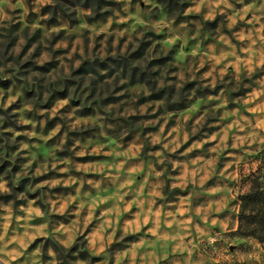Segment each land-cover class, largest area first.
I'll return each instance as SVG.
<instances>
[{"label": "rangeland", "instance_id": "rangeland-1", "mask_svg": "<svg viewBox=\"0 0 264 264\" xmlns=\"http://www.w3.org/2000/svg\"><path fill=\"white\" fill-rule=\"evenodd\" d=\"M246 5L251 10L245 20H240ZM230 17L236 24L230 22ZM253 17L259 20L253 19L249 24L248 19ZM260 37H264V0H243L242 3L224 0L218 7L217 0H0V183L4 184L0 190V235H4L0 248L14 236L16 240L9 248L23 253L20 259L9 264H59L56 248H69L76 243L78 250L86 246L88 252L77 264H140L139 260L131 259L130 252L125 259L124 252L136 242L129 239L135 224L125 232L124 221L116 224L112 216L116 234L110 242L105 231L108 225L101 226L94 216L90 222L95 225L91 228L94 235L88 239L95 243L90 244L81 236L87 206L107 199L113 208L117 204L122 208L119 198L123 193L117 186L120 185L117 171L125 185L139 186L137 173L149 169L156 159L154 154L145 156L143 149L138 151L140 145L147 148L157 135L153 132L146 136L145 128L159 126L154 118L140 116L142 111L151 114L155 110L161 123L175 120L182 130L185 117L191 116L202 104L207 105L199 124L190 126V132L199 134L202 128L214 127V120L223 126L233 116V105L238 104L242 110L248 97H234V93L247 88L251 95L261 84L254 79L256 73L264 71L258 66L264 57V39ZM243 47H248L249 52H241ZM193 52L198 55H192ZM225 54L231 58L236 54L251 56L247 76L225 68L233 77L226 83L219 75L223 62L216 65L209 59ZM240 69L244 71L245 66L241 65ZM77 70L79 75H75ZM208 73L211 75L204 80ZM246 79H250L248 84ZM213 85L217 87L209 96L207 93ZM82 86L93 94H85ZM121 86L124 96L117 92ZM145 93L161 94V97H146ZM10 99L12 103L8 105ZM65 99L67 104H63ZM141 99L147 103H137ZM255 111L257 118L253 122L264 126L262 108L256 107ZM224 131H228L238 146L241 144L232 136V130L224 127L216 133L218 139ZM17 132L21 135L17 136ZM25 144L27 148L23 147ZM225 146L222 144L221 148ZM92 148L103 158L92 153ZM207 149L205 145V156L209 155ZM81 150L91 154L77 157L76 153ZM105 151L110 154L104 156ZM249 152L244 153L240 148L239 152L233 150L228 159L221 160V164L231 165L229 171L234 168L233 175L237 176L232 189L224 187L223 199H197L205 188L192 189L188 201L192 204L190 211L195 216L199 205V218L207 217L209 221L202 224L203 228L213 229L212 214L216 213L215 230L210 234L219 232L224 239L218 237L214 251L204 252L201 261L196 255L188 258L186 252L180 254L186 241H176L180 247L177 255L172 256L167 244L146 240L143 247L151 245L154 249L151 264L157 261L164 264L165 256L168 264L176 261L208 264L210 260L215 264H264V145L253 144ZM64 160L71 161L73 172L79 162L86 163L87 170L97 174L93 184L99 182V188L87 184L83 172L76 174L84 183L76 193L81 206L79 215L74 205L63 213L57 211L61 202L71 201L67 193L75 192L74 187H52L56 177H69L68 173L59 171V167L65 166L59 162ZM27 161L38 162L45 175L36 173V164L26 167ZM45 161L58 163V168L53 171L49 165L45 169ZM164 167V176H167L168 162ZM50 171L48 184L36 188L37 182L48 178ZM177 171L182 172L183 168ZM149 174L156 179L154 172ZM164 176L158 179L163 180ZM151 188L160 191L156 183H151ZM235 193L248 194L237 197L243 200L242 206L232 199ZM33 199L35 204L31 203ZM53 201H56L55 207ZM41 204L43 219L37 215ZM180 206L181 201L177 200L171 209L175 211ZM45 223L47 227H42ZM237 225L239 231L234 232ZM57 228L60 230L55 231ZM156 230L163 240L166 233L159 227ZM31 235H36L35 243L29 241ZM65 240L67 244L61 243ZM229 243L237 248H228ZM23 244L30 245L27 251ZM101 247L103 252L99 251ZM257 253L259 261L247 258ZM4 260L9 257L5 255Z\"/></svg>", "mask_w": 264, "mask_h": 264}, {"label": "clouds", "instance_id": "clouds-1", "mask_svg": "<svg viewBox=\"0 0 264 264\" xmlns=\"http://www.w3.org/2000/svg\"><path fill=\"white\" fill-rule=\"evenodd\" d=\"M203 2V0H201ZM224 0H217V7L220 3H223ZM242 3L243 0H240ZM12 7L11 5H9ZM226 7H232L231 5H226ZM199 11V6L196 9ZM251 10L250 5H246L243 9V14L239 16L240 20H245L248 12ZM192 9H188V12H191ZM187 14V13H186ZM259 20V17H253L248 19V23L251 24L252 20ZM230 22L236 24V20L230 17ZM223 39V37H221ZM243 40L244 37H241ZM259 39H264L260 37ZM225 43H230V41H225ZM243 53H248L249 48L243 47L240 49ZM192 55H198V53L193 52ZM70 58V57H69ZM209 59L215 61L216 65H221L223 62V67L219 70V75L225 80L226 83H230L233 78L228 71L224 69H230L238 74L247 76V65L252 62L251 56L245 58L240 54H236L234 58L228 57L226 54L222 56H211ZM244 65L245 70L241 71L240 66ZM258 66L264 68V57H261L259 60ZM79 70L76 71L75 75H79ZM211 73L204 75V80L208 79V76ZM256 80H260L261 84L258 89H253L251 95H249V89L245 88L236 93L235 96L244 95L247 96L243 103L245 107L241 110L238 104L233 105L231 111H233V116L228 117L223 126L219 125L217 121H212V128H202L200 133L190 132V126L194 127L199 124L201 118L203 117V109L207 105H201L191 116L185 117L184 119V128L181 130L178 128L175 120H165L163 123L160 122V117L157 116L156 111L149 114L145 111H142L139 115L143 116L145 119L154 118L156 123L159 125L156 128H145L144 134L146 136L151 135L153 132L157 133L155 138L150 142V145L147 148H144L143 145H140L138 151L143 149V154L147 156L148 154H154L155 160L151 162L150 168L147 170H141L137 173V180L140 181L139 186H134L131 183L125 185L124 180L121 179L119 171H117L116 179L120 180L122 195L119 200L123 204L121 208L120 204H117L115 208L112 207L111 203L107 199H103L99 204L88 205V212L85 217L84 231L81 233V236L85 240H88L90 244L95 243L94 240H89V236H93L94 233L91 231V228H95L94 224H90L95 216L96 219L100 221L101 226L104 224L108 225V229L105 231L108 232V238L111 242L113 237H115L116 229L112 228L113 219L115 217L116 224H119L121 220L124 221V231L128 232L129 228L135 224V228L132 229L129 239L135 240L136 242L132 244L130 249H124L125 259L128 258V253H131V259L133 261L139 260L140 264H151L154 249L151 245L148 248H144L145 241H151L152 244L157 243L158 241L162 244H167L171 250L172 256L177 255V249L180 247L176 241H186L184 247L180 249V254L187 253V257L191 258L194 255L201 261L204 260V252L214 251L215 246L218 243V237L222 240L224 237L220 236L219 232H216L215 235L210 234L215 230L217 217L216 213L212 214L211 224L213 229L206 230L202 227V224H207L208 218L204 217L203 220L199 218L200 208L199 205H196V214H192L190 209L192 204L188 203L189 199L192 196V189L205 188V191L201 193L197 199H206L211 201L213 198L216 200L223 199V189L227 186L229 189H232V182L237 179L236 175H233L235 169L233 168L232 172L229 171L231 165L221 164V160H226L232 156L233 150L236 152L240 151V148L244 149V153L251 154L249 149L252 148L253 144L264 145V126L256 124L253 121L257 118V113L255 111L256 107H261L262 112H264V71L256 73ZM250 79H246L245 83L248 84ZM192 88H195V83H192ZM84 87V86H82ZM216 85H213L212 91L207 94L211 96L215 92ZM220 90L223 91V85L219 86ZM204 88H208V84H204ZM85 94L91 95L87 88L84 87ZM119 96H124L123 87L117 89ZM218 94V93H217ZM159 94L145 93V96H151L152 98H157ZM126 99V97H125ZM195 102V99L193 100ZM12 103L10 99L8 105ZM68 101L65 99L63 104H67ZM137 103H147L146 99H141ZM7 106V105H6ZM63 106V105H60ZM186 107H191V105H186ZM213 107H215L213 105ZM223 113L221 112V115ZM132 115H136L135 112ZM139 118V117H137ZM262 123H264V115L261 116ZM221 127L225 129L232 130V136L236 140H240L241 144L238 146L235 142L232 141V138L229 136L228 131H224L218 139L216 133L220 131ZM59 131V129H57ZM17 136L21 133L17 132ZM35 135V133H32ZM226 145L221 148V145ZM205 145H208L207 151L209 152L208 156L204 155ZM24 148H27L28 145H23ZM217 149H220L219 153ZM92 153H95L97 157L103 158L97 153L95 148H92ZM241 153V154H244ZM85 150H81L76 153L77 157H84L88 155ZM110 153L105 151L104 156L109 155ZM168 162V171L167 176H164L165 173V163ZM60 164L65 166L59 167L61 173H68V179H64L62 176L56 177L52 180V187H59L61 189H71L75 188V192L67 193L70 195L71 201L61 202L58 212L63 213L66 208L70 205L75 206L76 214L79 215L81 206L77 203L76 193L79 192L83 187L84 183L82 177L76 175L77 173H82L83 176L87 177V184L92 185L94 188H99V182L93 184V179L96 178V172H89L87 170V164L81 165L79 162L75 171L73 172L70 164V160L60 161ZM32 164H36V173L39 176H44L45 173L40 171V165L36 161H27L25 166L28 167ZM56 170L58 168V163L52 161H45L43 167L45 169ZM183 168V171H177L178 168ZM108 174L111 175L112 170H107ZM150 172L155 173V178L153 179L150 176ZM164 176L163 180L158 178ZM49 179H51V171L48 173V178L39 180L36 184V188L45 187ZM149 181L148 184H145L144 181ZM217 181L220 183L217 184ZM6 183V182H5ZM151 183H156L160 188V191H153L151 188ZM4 188V184L0 183V190ZM210 189V190H209ZM247 193H235L232 195V199L235 201L236 205H243V200L238 199L237 197H245ZM155 197L156 199H153ZM177 200L181 201V206L176 208L175 211H172L171 205ZM31 203L35 204L36 200L33 199ZM56 201H53V207H55ZM147 204V207L145 205ZM101 205H106L102 207ZM155 208V211L153 209ZM166 213V215H165ZM37 215L43 219L44 207L43 204L38 206ZM164 216L162 220L161 217ZM154 218V219H153ZM153 224L154 226H149ZM42 227H47L45 223ZM161 228L165 233L163 240L157 234V228ZM60 228H63V223H61ZM60 228L55 229L59 231ZM110 230V231H109ZM65 231H68L65 229ZM97 231H99L97 229ZM239 231V226L234 229V232ZM41 235L45 233L41 232ZM6 235V234H5ZM207 237V239H205ZM79 238V237H78ZM16 238L13 236L11 239L7 240L3 244V248H0V260H4V256L7 255L9 260H4V264H9V261H15L20 259L23 255L22 252H16L14 249L9 248V245L14 243ZM37 240L36 235L29 236V241L35 243ZM0 241H4V235H0ZM61 243L67 244V241H61ZM29 244H23L22 247L24 251H27ZM228 248L236 249L237 246L229 243ZM7 249V252H5ZM137 249H142L137 251ZM100 252L104 251V248L99 249ZM249 260H260L259 253L250 255L247 257ZM164 264H168V257L163 258ZM116 264V262H114ZM159 264V261H157ZM175 264H180V261H176ZM208 264H215L214 260H210Z\"/></svg>", "mask_w": 264, "mask_h": 264}, {"label": "trees", "instance_id": "trees-1", "mask_svg": "<svg viewBox=\"0 0 264 264\" xmlns=\"http://www.w3.org/2000/svg\"><path fill=\"white\" fill-rule=\"evenodd\" d=\"M161 97V94L158 95V98ZM78 250L79 246L76 243L72 247H59L56 248V252L58 253L59 264H77L79 258H86L88 252L85 248Z\"/></svg>", "mask_w": 264, "mask_h": 264}]
</instances>
